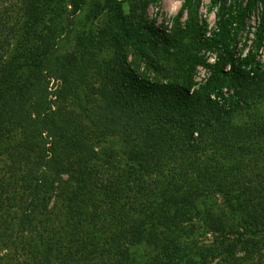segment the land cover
I'll use <instances>...</instances> for the list:
<instances>
[{
    "label": "trees",
    "instance_id": "obj_1",
    "mask_svg": "<svg viewBox=\"0 0 264 264\" xmlns=\"http://www.w3.org/2000/svg\"><path fill=\"white\" fill-rule=\"evenodd\" d=\"M259 1L263 26L264 0H251L210 38L201 0H183L169 31L146 18L154 0H27L0 20L14 39L0 40V250L12 264H211L220 254L187 243L197 216L264 264V62L231 49ZM201 48L221 54L206 63ZM198 65L209 75L193 89Z\"/></svg>",
    "mask_w": 264,
    "mask_h": 264
},
{
    "label": "rangeland",
    "instance_id": "obj_2",
    "mask_svg": "<svg viewBox=\"0 0 264 264\" xmlns=\"http://www.w3.org/2000/svg\"><path fill=\"white\" fill-rule=\"evenodd\" d=\"M27 0H0V20L5 19L10 22L11 20L19 17L21 14V8ZM251 0H216L215 3L212 0H201V5L197 15V25L205 28V37L210 38L213 31L219 29V23H221V18H229L237 15L239 10L245 9ZM183 0H154V2L149 3L146 12V18L150 22H154L155 27L158 30L169 31L173 25V18L177 15ZM188 20V14L184 13L183 17L180 19L182 26ZM96 24V22L94 23ZM234 29L237 27L236 22L233 23ZM262 32L264 35V25L262 26V4L261 1L257 2L253 8H251L243 20L240 22L237 31L233 32V43L231 49L234 57H244L248 52L254 54L255 59L258 62H264V40L261 46L256 49L254 47L257 34ZM7 35V31L3 33ZM9 37L1 36L0 40L3 42L2 46L9 47L13 39L10 34ZM68 43L66 41H61L59 46V52H63ZM7 49L2 51L4 55L7 53ZM221 54L220 50L211 48H201L197 53L206 63H215ZM129 62H133V65L138 66L141 72L147 73L149 77L153 76V73L147 70L143 61L135 57V55L130 54L128 58ZM229 69V66L226 70ZM208 70L201 65L195 68L192 75L193 89L201 87L206 79L208 78ZM110 142H114L111 144ZM103 150L115 151L120 154L119 158H126L127 149L122 148L123 144L119 143L116 139H105L102 143ZM107 145V146H106ZM113 149H110V148ZM100 148V147H99ZM2 145H0V151L2 150ZM4 154L0 153V163L4 161ZM161 179V178H160ZM155 181H158L154 179ZM217 204L223 205V197L216 198ZM208 221H206V224ZM202 216H197L194 218L187 227L192 229L193 235H190L187 243L193 247V251L196 249L208 248L214 253L220 256L214 260L211 264H216L218 261L224 257H227V253H224L225 248L232 245H237L238 250L236 254L232 256L233 260H230V264H253L254 260H250L249 255L240 250L241 246L238 239L239 235L236 232L226 233L224 231H216L215 229L209 228V226H203ZM12 250H0V257H2L3 264H12L11 259L13 258ZM10 259L9 262L7 260ZM232 262V263H231Z\"/></svg>",
    "mask_w": 264,
    "mask_h": 264
}]
</instances>
